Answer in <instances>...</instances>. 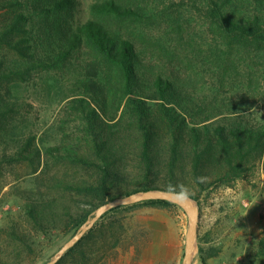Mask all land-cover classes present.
Returning a JSON list of instances; mask_svg holds the SVG:
<instances>
[{"label":"trees","instance_id":"obj_1","mask_svg":"<svg viewBox=\"0 0 264 264\" xmlns=\"http://www.w3.org/2000/svg\"><path fill=\"white\" fill-rule=\"evenodd\" d=\"M81 4L0 0V145L11 114L17 112V102H8L2 89L30 83L41 73L58 76L53 75V86L67 74L72 77L62 100L83 133L82 143L62 142L45 149L29 137L13 155L4 152L3 161L26 163L36 176L46 172L49 159L92 171L73 182H55L56 188L83 197L73 205L49 196L25 197V216L38 233H57L67 243L101 206L159 188L187 193L201 209V194L231 187L256 170L264 159V122L250 118L252 95L245 93L246 100L240 85L248 84L254 93L261 88L264 0H94L86 15L80 14ZM129 21L149 25L147 32L150 25L167 24L180 44L187 28H198L196 36V31L190 32L188 46L205 52L178 60L180 44L167 47L150 34L124 32L119 24ZM3 51L12 56L4 57ZM163 52L177 57L175 62L163 63ZM183 63L211 70L217 85L207 92L193 87L184 79ZM226 88L240 93L239 99L224 93ZM132 163L136 180L129 170ZM143 206L178 205L149 199L113 207L55 264H98L103 250L98 244L107 238L111 214ZM8 234L31 247L30 236L15 225ZM121 241L114 233L111 247ZM220 252L219 247L205 248L199 238L202 264ZM253 259L264 264V235Z\"/></svg>","mask_w":264,"mask_h":264},{"label":"rangeland","instance_id":"obj_2","mask_svg":"<svg viewBox=\"0 0 264 264\" xmlns=\"http://www.w3.org/2000/svg\"><path fill=\"white\" fill-rule=\"evenodd\" d=\"M80 1V14L86 15L89 4L94 0ZM1 14L0 11V16ZM119 25L124 32L135 33V36L141 32L152 35L154 39L160 38L168 43L167 47L180 44L177 41L178 36L171 32V27L167 24L150 25L148 32L146 26L149 25L145 23L129 21ZM192 31H196L195 36L199 33L198 28H187L183 35L184 42L180 44L183 50L179 52L182 55L178 60H186L187 57L205 52L197 49L193 51L188 46ZM3 52L4 57L12 56L7 51ZM161 57L163 63L175 62L177 58H172L167 52H163ZM181 65L184 79L193 87L202 89L201 92H207L210 87L217 85L211 70L205 71L200 65L193 69L188 63ZM258 67L262 69L258 72L262 81L260 90L256 89L254 93L248 84L240 85L246 100L249 96L245 93L252 95L249 101L252 105L250 118L256 123L264 122V66ZM53 75L58 77L54 73ZM53 75L41 73L30 83L7 85L1 91L8 102H17V112L11 114L0 145V260L3 264H48L58 256L63 248L59 250V247L66 244L65 239L58 237L57 233L51 237L38 233L25 216V197L49 196L73 205L83 197L73 190L56 188L55 182L58 178L73 182L92 173L85 167L49 159L46 172L36 176L31 174L32 168L26 163L3 161L4 152L13 155L16 148L29 137H35L37 144L43 149L62 142H83V133L79 130L78 122L70 119L64 109L66 101L62 100L63 95L68 92L67 88L71 86L72 77L67 74L60 83L53 86ZM227 88L224 93H230L228 96L234 95V99H239L240 93ZM7 89H12V95ZM64 120L66 124L60 128ZM133 164L136 163H132L129 170L132 171L131 178L136 180L138 172ZM186 178L189 179L188 176ZM95 213L96 211L91 218ZM199 214L198 241L189 264H195L200 259V237L205 248L214 246L221 250L217 257L209 259L208 264H255L253 250L264 235V159L255 171L239 179L231 187L222 186L201 194ZM109 224L115 227L111 230ZM12 225L30 236L31 247L10 237L8 231ZM189 225V216L179 205L168 208L143 206L111 214L105 227L107 238L104 241L101 238V243L98 244V250L103 248L98 255V264H184ZM114 233L121 235L122 241L118 247L112 248ZM207 236L209 240H205Z\"/></svg>","mask_w":264,"mask_h":264},{"label":"water","instance_id":"obj_3","mask_svg":"<svg viewBox=\"0 0 264 264\" xmlns=\"http://www.w3.org/2000/svg\"><path fill=\"white\" fill-rule=\"evenodd\" d=\"M149 199L168 200L170 202H173L181 206L187 212L189 216L190 225L186 238L185 256L183 262L184 264H189L198 241V231H199L198 227H199V219H200L198 204L187 193L168 191L165 189H154L147 192H138L123 198L116 199L101 206L96 211L93 218L89 219L88 222L80 228V230L73 236V238H71L63 246L58 256H56L48 264H55L65 254V252H67V250H69L73 245H75L82 238V236L94 226L97 220L109 209L116 206L129 205Z\"/></svg>","mask_w":264,"mask_h":264},{"label":"crops","instance_id":"obj_4","mask_svg":"<svg viewBox=\"0 0 264 264\" xmlns=\"http://www.w3.org/2000/svg\"><path fill=\"white\" fill-rule=\"evenodd\" d=\"M195 264H202L200 259L198 261L195 262Z\"/></svg>","mask_w":264,"mask_h":264},{"label":"bare ground","instance_id":"obj_5","mask_svg":"<svg viewBox=\"0 0 264 264\" xmlns=\"http://www.w3.org/2000/svg\"><path fill=\"white\" fill-rule=\"evenodd\" d=\"M195 249H196V247H195ZM196 251V250H195ZM193 255H194V253H193Z\"/></svg>","mask_w":264,"mask_h":264}]
</instances>
